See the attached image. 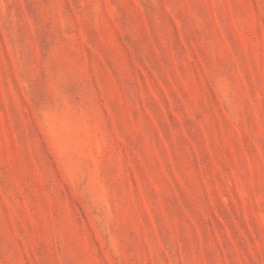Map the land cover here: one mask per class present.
Listing matches in <instances>:
<instances>
[{"label":"rangeland","instance_id":"1","mask_svg":"<svg viewBox=\"0 0 264 264\" xmlns=\"http://www.w3.org/2000/svg\"><path fill=\"white\" fill-rule=\"evenodd\" d=\"M0 264H264V0H0Z\"/></svg>","mask_w":264,"mask_h":264}]
</instances>
